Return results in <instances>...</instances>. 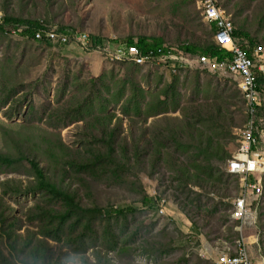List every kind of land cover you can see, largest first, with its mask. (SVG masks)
<instances>
[{
    "label": "rangeland",
    "instance_id": "rangeland-1",
    "mask_svg": "<svg viewBox=\"0 0 264 264\" xmlns=\"http://www.w3.org/2000/svg\"><path fill=\"white\" fill-rule=\"evenodd\" d=\"M219 1L264 45V0ZM0 14L111 43H213L194 0H0ZM17 25L0 29V264H217V250L233 249L240 237L229 216L240 180L227 175L224 159L247 118L235 79L112 65L98 52L28 40ZM208 136L221 148V160L206 163L217 190L198 186L190 166ZM110 146L115 161L96 165ZM30 160L78 208L47 193ZM146 197L152 207L142 204ZM161 199L169 211L161 213ZM112 208L128 211L86 212ZM245 236L254 260L264 262V194Z\"/></svg>",
    "mask_w": 264,
    "mask_h": 264
},
{
    "label": "built area",
    "instance_id": "built-area-1",
    "mask_svg": "<svg viewBox=\"0 0 264 264\" xmlns=\"http://www.w3.org/2000/svg\"><path fill=\"white\" fill-rule=\"evenodd\" d=\"M201 11L205 23L214 28L213 41L229 56L194 55L167 44L142 52L138 46L127 44L112 45L108 40L105 45L92 44L91 35L71 28L46 26L35 33V39L53 45L80 48L84 51L101 53L109 64L134 63L138 66L163 68L178 75L194 69H203L219 76H230L237 82L238 90L246 106V122L239 130L238 145L227 161L226 173L240 180L239 193L232 200L229 211L230 220L236 224L240 237L236 246L217 250V264H264L254 260L245 231L256 225L258 208L264 194L260 181L264 174V144L262 119L257 111L262 103L259 79L264 77V45L258 44L251 57L235 38L236 27L232 15L223 9L219 0H194ZM2 15L0 14V24ZM242 43L248 45L246 39ZM249 48V47H247ZM161 213L169 211L170 203L166 199L158 202Z\"/></svg>",
    "mask_w": 264,
    "mask_h": 264
},
{
    "label": "trees",
    "instance_id": "trees-1",
    "mask_svg": "<svg viewBox=\"0 0 264 264\" xmlns=\"http://www.w3.org/2000/svg\"><path fill=\"white\" fill-rule=\"evenodd\" d=\"M8 23L21 25L20 26L21 28L20 29L18 28L17 32L19 30V34L22 37H24L28 40H34V41H38L35 39V33L38 30H42V29L46 28V25L40 24L39 22H33L31 20H23V19H16V18H2V23L0 24V29H2ZM234 25L236 27L235 38L239 41V43L242 44V47L244 49H246L247 55L249 57H251L253 54L254 48L260 43L257 42V39H255V38H249V36L245 32L239 30L240 28H237L236 24H234ZM61 29H63V28H61ZM213 29L214 28L211 29L212 33L214 31ZM76 31H79V30H76ZM79 32H85V31H79ZM242 37L249 38L248 45H246L245 43H242V40H241ZM91 41H92V44L94 43L96 45L107 44L106 40L97 38V37L92 36V35H91ZM38 42H41V41H38ZM43 43L53 45L49 42H43ZM113 44H115V46H117L119 44H127L128 46L136 45L144 53L150 49L159 48V47H162V46L167 44L170 47H177L179 49H182L186 53L194 54V55H200V56L201 55H209V56H213V57L218 56L220 59H223L226 56L230 55L225 50H221L214 43V41L212 44H210L209 46H207L205 48H202L200 46H197V45L191 44V43L190 44L176 45V44H171L168 41L165 42V40L162 38H148V37H140V38H136V39L128 38L125 43H120V42L114 40ZM53 46H60V45H53ZM247 47H249V48H247ZM130 64L138 66L134 63H130ZM196 70H201V69L197 68ZM259 87H260V90L262 91V88H264V77H261L259 79ZM203 137H205V136H203ZM126 143L128 144L127 140H126ZM202 145H203V147H202L201 151H199V153L194 157V161L190 162L191 169H193L195 172L194 178L197 180L200 179V181H203V182H195V183H197V185L202 187V188L206 187V185L212 187V184L214 183V186L216 187V190H217L220 186V183L216 182L217 178L213 175L214 169L210 168L206 163H208L209 160H211V159L221 160V156H220V149L221 148L218 147L220 144H218L217 142H214V140L210 136H208L207 141L203 142ZM113 147L114 146H110V150H109L108 154L102 155V156L100 155L99 157L94 158L96 165H98V164H109L110 165L112 162L115 161V159L113 157H117V153L114 151ZM126 158H128V152H127ZM230 158H231V154H230V156L229 155L227 156V153H226V155H224V159H227L226 161H228ZM0 160H4V158L0 157ZM98 160H100L101 162H98ZM30 161H31L30 163H32L34 170H35V173H36V175L40 181L41 187L45 191H47V193H49L51 196L55 197L56 199L69 202L72 206L78 208L75 201L70 196H67V194H65V192L63 190H60L58 188L57 182H53L50 178H48L46 176L44 170L40 167V165L37 162H35L34 160H30ZM98 168H99V166L96 167V169H98ZM225 171H226V169H225ZM227 175L231 176L229 174H227ZM204 176L208 177L207 180L205 178H202ZM181 177L184 179V182L188 183V181H190L192 179V174L190 173V170L188 168H185L184 172H182V174H181ZM263 188H264V186H263ZM220 189L223 190V188H220ZM224 191L226 192V194L229 193V188L224 190ZM227 197H229V196H227ZM142 204L145 207H152V205L154 204V200L152 201V199L146 197L142 200ZM127 211L112 208V209H108L105 211L97 210V211H86V212L105 214L108 217H114V216L124 215Z\"/></svg>",
    "mask_w": 264,
    "mask_h": 264
}]
</instances>
